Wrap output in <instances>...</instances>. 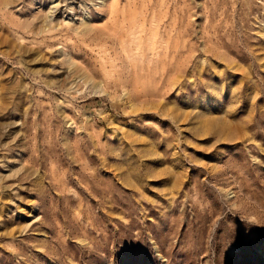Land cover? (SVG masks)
Instances as JSON below:
<instances>
[{
  "label": "rangeland",
  "instance_id": "rangeland-1",
  "mask_svg": "<svg viewBox=\"0 0 264 264\" xmlns=\"http://www.w3.org/2000/svg\"><path fill=\"white\" fill-rule=\"evenodd\" d=\"M0 264H264V0H0Z\"/></svg>",
  "mask_w": 264,
  "mask_h": 264
}]
</instances>
